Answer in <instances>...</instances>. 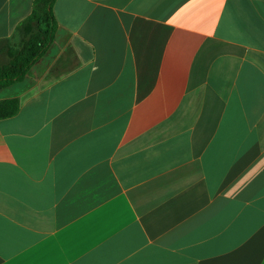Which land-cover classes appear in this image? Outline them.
<instances>
[{"label":"crops","instance_id":"crops-1","mask_svg":"<svg viewBox=\"0 0 264 264\" xmlns=\"http://www.w3.org/2000/svg\"><path fill=\"white\" fill-rule=\"evenodd\" d=\"M34 0H0V39ZM0 90V264H264V0H57Z\"/></svg>","mask_w":264,"mask_h":264},{"label":"trees","instance_id":"trees-1","mask_svg":"<svg viewBox=\"0 0 264 264\" xmlns=\"http://www.w3.org/2000/svg\"><path fill=\"white\" fill-rule=\"evenodd\" d=\"M57 0H34L29 16L11 37L0 39V90L23 82L48 53L58 31ZM18 99L0 100V120L16 116Z\"/></svg>","mask_w":264,"mask_h":264}]
</instances>
